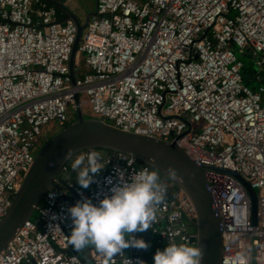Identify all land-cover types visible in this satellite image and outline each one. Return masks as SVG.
Instances as JSON below:
<instances>
[{
  "label": "built area",
  "instance_id": "2783aa9c",
  "mask_svg": "<svg viewBox=\"0 0 264 264\" xmlns=\"http://www.w3.org/2000/svg\"><path fill=\"white\" fill-rule=\"evenodd\" d=\"M76 33L74 23L45 1L0 0V222L47 127L74 122L79 94L91 118L175 143L194 162L214 167L205 177L221 217L222 264H251L254 247L256 264H264V0H96L73 86ZM240 55L253 60L257 88L245 83ZM96 152L103 170L95 181L81 188L70 179V161L0 264H106L99 252L89 262L77 256L68 242L73 225L67 209L84 198L98 203L111 187L107 179L119 182L117 170L130 182L152 169L126 154ZM222 171L239 174L256 191V225L247 190ZM167 178L148 231L165 246L195 245V209ZM138 259L124 249L107 264Z\"/></svg>",
  "mask_w": 264,
  "mask_h": 264
},
{
  "label": "water",
  "instance_id": "95a60500",
  "mask_svg": "<svg viewBox=\"0 0 264 264\" xmlns=\"http://www.w3.org/2000/svg\"><path fill=\"white\" fill-rule=\"evenodd\" d=\"M42 1L62 11L67 20L76 26L77 33L69 62L70 77L72 85L75 86L78 47L89 19L95 12L87 17L85 24H82L64 3L57 0ZM75 105L74 122L55 133L37 153L11 207L0 222V255L14 241L23 225L34 217L47 192L56 186V181L61 182L59 179L61 172L70 162L65 160V153L71 149L74 155L86 151L126 154L169 177L189 198L195 209L196 238L192 242L202 250L201 264H222L224 248L221 217L205 177L206 170L216 169L194 162L175 143L124 132L98 119H87L81 107L79 94L75 95ZM171 169L176 172L174 180L169 175ZM222 172L231 174L247 190L252 203V223L256 225L258 214L256 191L239 174L231 171ZM38 224L41 226L40 222ZM142 252L143 250L135 247L133 249V254ZM251 264H256L255 247L252 249Z\"/></svg>",
  "mask_w": 264,
  "mask_h": 264
},
{
  "label": "clouds",
  "instance_id": "9594fccd",
  "mask_svg": "<svg viewBox=\"0 0 264 264\" xmlns=\"http://www.w3.org/2000/svg\"><path fill=\"white\" fill-rule=\"evenodd\" d=\"M65 160L71 161L73 170H79L76 182L83 189L89 188L103 170L96 151L74 155L73 150L69 149L65 153ZM117 175L118 183L113 184L111 178L107 179L111 187L98 203L91 198H84L67 209L73 225L69 244L76 252L88 246L94 247L103 255L106 264L124 249H147L150 246L133 233H142L150 228L156 206L166 194V187L160 183L155 170L145 167L130 182L124 180L123 170H117ZM169 175L173 180L176 179L174 169L170 170ZM201 257L202 250L198 246L169 243L156 251L153 264H201ZM136 264H145V261L138 259Z\"/></svg>",
  "mask_w": 264,
  "mask_h": 264
},
{
  "label": "rangeland",
  "instance_id": "374dc122",
  "mask_svg": "<svg viewBox=\"0 0 264 264\" xmlns=\"http://www.w3.org/2000/svg\"><path fill=\"white\" fill-rule=\"evenodd\" d=\"M71 8H73V12L75 15L80 19L82 24L86 23L87 17L94 11L95 6H94V0H74L73 4H70ZM240 59L242 62L249 68V67H255L254 62L252 59L246 56H241ZM82 61V58L80 59V62ZM253 65V66H252ZM259 84H254L251 85V88H254L258 86ZM81 107L83 110V113L87 119H91V110L88 104V101L84 96H81ZM75 116V114H74ZM60 130L59 126L52 123L50 124L43 136L42 141L40 142L41 148L44 146V144L58 131ZM40 148V149H41Z\"/></svg>",
  "mask_w": 264,
  "mask_h": 264
},
{
  "label": "trees",
  "instance_id": "16d2710c",
  "mask_svg": "<svg viewBox=\"0 0 264 264\" xmlns=\"http://www.w3.org/2000/svg\"><path fill=\"white\" fill-rule=\"evenodd\" d=\"M58 12L59 14L62 16V19L64 20V15L62 13V11H60L58 9ZM253 66V65H252ZM243 73H244V77H245V83L249 86L251 85H254V84H257V82L255 81V73H256V70L254 69V67H247L245 64H244V69H243ZM263 77V80H262V84L264 86V75H262ZM260 85V84H259ZM258 85V86H259ZM258 86L254 87V88H257ZM91 118V117H90ZM75 120V116H73V121ZM139 165L141 166H145L144 164H142L141 162H138ZM152 170H155L153 168H151ZM156 171V170H155ZM158 172V171H157ZM69 176H70V179L75 181L76 182V178H77V173L71 168L69 167V172H68ZM158 175L160 177V182L162 180H169L167 178L166 175L162 174L161 172H158ZM175 190H177V187H175ZM172 195V194H171ZM37 216L36 214L34 215L33 219H36ZM149 247L147 248V250H145L144 252L142 253H139V256L142 257V259L145 261L146 264H152V261H153V257H154V254L156 253L157 250H160V249H163L165 247V245H163L162 243H160L158 241V238L155 237V236H152L151 237V240L149 242Z\"/></svg>",
  "mask_w": 264,
  "mask_h": 264
},
{
  "label": "crops",
  "instance_id": "0c3cea01",
  "mask_svg": "<svg viewBox=\"0 0 264 264\" xmlns=\"http://www.w3.org/2000/svg\"><path fill=\"white\" fill-rule=\"evenodd\" d=\"M73 1L74 0H69V1H67L66 3H64L72 12H73V8H71V6H70V4H73ZM94 6H95V9H94V11L92 12V13H94L95 12V10H96V0H94ZM63 13V12H62ZM74 13V12H73ZM75 14V13H74ZM63 15H64V19H66L67 20V16L63 13ZM133 235L135 236V237H137V238H143L145 241H147L148 243L150 242V240H151V237H152V235L149 233V231L147 230V231H145V232H135V233H133ZM126 238H128V239H131V237L130 236H126ZM133 249H134V247H129V248H127V249H125V251H126V253L128 254V255H131V254H133ZM139 250H143V252L145 251V250H147V249H139ZM75 251V250H74ZM75 253L77 254V256L82 260V261H84V262H89V261H91L92 260V256H93V254H96V253H98L97 252V250H95V248L94 247H92V246H88V247H86L85 249H83V250H81V251H79V252H76L75 251ZM152 264H153V261H152Z\"/></svg>",
  "mask_w": 264,
  "mask_h": 264
}]
</instances>
